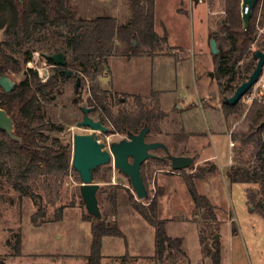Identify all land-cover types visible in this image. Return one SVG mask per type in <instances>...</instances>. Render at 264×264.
Returning <instances> with one entry per match:
<instances>
[{"label": "rangeland", "instance_id": "1", "mask_svg": "<svg viewBox=\"0 0 264 264\" xmlns=\"http://www.w3.org/2000/svg\"><path fill=\"white\" fill-rule=\"evenodd\" d=\"M68 1L79 16L89 19L111 16L117 25H123L131 24L134 16L133 0ZM153 2L156 41L139 35L134 39L137 54L129 55L123 51L122 37L117 32H107L105 38H110L117 47L101 57L107 60L102 76L92 79L79 69L65 67L73 75L60 82L56 97L41 101L43 107L37 124L51 122L62 126L60 131H47V143L53 144L56 138L59 143L69 145L72 152L74 134L93 132L77 124L83 119V106L92 107L90 116L109 128L108 132L96 131L107 149L112 142L127 138V132L118 129L115 122L122 124L126 119L143 116L150 126L147 141L163 142L172 154L194 158V166L174 170L170 160L163 158V148L153 151L156 157L142 166L149 192L147 199L137 198L130 178L113 163L99 168L95 181L100 183L104 197L112 194L117 184L121 186L117 189L120 202L117 218L125 234L105 238L103 253L107 256L101 264H216L213 254L217 251L219 264H264V219L251 210L247 196V189L257 192L259 184L234 183L226 172L240 158L237 149L242 145L234 135L248 128L254 106L243 97L242 112L228 115L224 109V96L233 93L220 92L216 63L219 53L215 55L210 46L212 34L220 30L219 21L225 15L223 0ZM143 5L148 8V0ZM3 39L4 31L0 30V42ZM263 40L264 34L259 32L257 42ZM257 42L253 50L261 47L264 50ZM105 44L109 46L108 41ZM161 54L166 56L160 57ZM72 55V51L67 53V60ZM26 67L36 70L42 82L57 70L40 51H34ZM8 75L17 83L25 78L24 72ZM77 78H80L78 87ZM178 98L193 99L206 108L204 113L196 110L189 119L190 130L199 129L201 124L203 134L184 127L183 109L179 108L180 103L176 105ZM211 105L219 111L212 113ZM231 140L236 142L233 150ZM253 149V144L246 145L242 156L248 158ZM209 156L211 161L198 165L199 157ZM199 168L205 170L206 176L195 178L194 183L197 191L214 205L213 219L206 218L207 209L196 208L189 189L187 176ZM80 183L71 165L53 193L40 187L34 197L24 196L20 200L19 193L11 191L13 203L7 198L0 200V264H87L92 231L91 223L82 218L87 210L81 202ZM57 191L61 200L57 199ZM131 194L143 203L158 200V216L166 221L170 237L183 239L185 254L169 249L161 263L152 258L156 251L155 228L129 204ZM71 202L75 207L66 206L60 221L38 225L43 218H53L59 206ZM103 202L101 210L112 220L110 201L106 198ZM40 210L46 211V217L40 215ZM215 235L219 238L214 244ZM208 248L212 254H208Z\"/></svg>", "mask_w": 264, "mask_h": 264}, {"label": "trees", "instance_id": "2", "mask_svg": "<svg viewBox=\"0 0 264 264\" xmlns=\"http://www.w3.org/2000/svg\"><path fill=\"white\" fill-rule=\"evenodd\" d=\"M143 2L144 0H133L134 16L131 24L117 25L116 19L111 16L90 19L79 16L68 0H0V30L5 34V39L0 42V78L9 72L25 73V78L17 83L11 92H6L0 84V107L13 117L16 135L12 137L0 128V191L4 190L0 192V200L7 198L13 203L11 191L19 193L20 200L24 196L34 197L36 189L40 187L53 193L72 165L69 145L59 143L56 138L53 144L47 143L49 138L47 131H60L62 126L51 122L37 124L39 112L43 107L41 101H49L56 97L60 91V82L68 78L58 71L42 82L36 70L26 67L32 60L34 51H40L42 54L59 51L67 54L72 51L73 55L67 61V66L79 69L85 76L96 79L102 76L107 64V60H102L101 57L110 54L107 52L117 47L110 42V38L108 40L105 38L107 32H117L122 37L125 43L123 51L129 55L137 54L134 39L139 35L143 39L151 38L156 41L154 2L148 0V8ZM223 3L224 23L221 18L220 30L213 33L212 37L217 40L219 47L216 63L220 92L227 95L233 93L256 66L253 44L257 40L258 27L264 25V0H257L246 28L242 18V0H223ZM107 41L109 46L105 44ZM257 45L264 46V40L257 42ZM49 62L52 63V60ZM252 106L254 109L248 128L240 135H234L242 145L237 149L240 158L227 175L234 183L259 184L257 192L248 188L247 196L251 210L259 213L264 219V125H261L264 120V97L263 101L255 100ZM224 109L228 115L242 112L241 100L234 104L224 101ZM115 123L118 129L128 134L129 131L139 132L138 130L148 123V119L140 116L135 120L126 119L122 124ZM250 144L254 146L253 153L244 158L242 155L245 146ZM99 168L94 172L95 178L98 176ZM204 175L205 170L199 168L187 176V181L196 208L201 211L207 209L209 214L206 218L213 219L214 205L197 191L194 183L195 178H202ZM119 188L121 186L117 184L112 194L105 197L103 191L100 189L98 191L100 208H103V201L106 198L110 201L108 209L113 215L112 220L104 212L102 218L88 211L87 214H82L83 220L91 223L92 231L91 253L87 257V264L102 263L105 236L125 237L117 218L120 209L117 192ZM38 195L42 198L41 194ZM57 199L61 200L58 191ZM81 202L84 203L83 199ZM129 204L155 228L156 251L152 258L157 263L164 260L169 249L185 254L183 239L167 234L166 221L158 216L159 202L156 198L149 203H143L134 199L131 194ZM68 205L75 207V203L72 202L63 204L57 208L53 218H43L38 225L60 221L64 208ZM39 213L46 217L45 210H40ZM32 221L36 222L35 219ZM206 251L212 254V249L208 248ZM213 257L216 264H219L218 251Z\"/></svg>", "mask_w": 264, "mask_h": 264}, {"label": "water", "instance_id": "3", "mask_svg": "<svg viewBox=\"0 0 264 264\" xmlns=\"http://www.w3.org/2000/svg\"><path fill=\"white\" fill-rule=\"evenodd\" d=\"M23 1V0H21ZM257 0H242V18L244 27L249 24L252 11ZM247 8V12H246ZM224 23V19H222ZM211 50L215 55L219 53L218 42L215 38L210 39ZM49 59L55 63L65 65L66 55L64 52L46 53ZM253 58L256 61V66L249 77L240 83L231 96H224V101L234 104L240 101L250 88L258 81L264 71V50L254 49ZM67 76L72 75V70H66ZM0 84L6 92H11L17 81L11 78L8 74L0 78ZM80 78H77L78 87ZM86 116L84 120L78 123L79 127H90L93 132L76 133L73 137V151L71 164L79 173L81 183L80 192L85 204L86 210L98 217L102 218V211L98 200V191L100 183L95 181L94 172L97 168L113 163L116 168L122 171L130 178L131 186L138 199H147L149 192L142 173V165L149 159L156 157L153 151L163 148L167 158L171 162L174 170H182L194 166V158L189 155H174L169 147L160 141H147V136L150 132L148 123L139 132L129 131L127 138L120 141H115L110 144L107 149L105 144L101 142L96 134L97 130L108 132L109 128L101 121H96L88 115L90 108L84 107ZM264 125V120L261 122ZM0 128L7 131L12 137L14 134V119L8 112L0 107ZM219 238L214 236V244Z\"/></svg>", "mask_w": 264, "mask_h": 264}, {"label": "crops", "instance_id": "4", "mask_svg": "<svg viewBox=\"0 0 264 264\" xmlns=\"http://www.w3.org/2000/svg\"><path fill=\"white\" fill-rule=\"evenodd\" d=\"M168 38V37H167ZM160 57L162 56V57H164V56H166V54H161V55H159ZM180 60H185L184 58H180ZM178 103H180V105H179V108H182L183 109V111H182V118H183V125H184V127L186 128V129H188L189 131H194V132H197V133H200V134H203V130L201 129V124H198V126H200V128L199 129H197V130H195V129H193V130H190V126H191V122L189 121V119L191 118V117H193L192 116V113H194L196 110H201V112H206V108L200 103V104H198L195 100H193V99H179L178 98V102H176V105L178 104ZM212 106V107H211ZM209 108H210V110H213L212 111V113L214 112H216V111H219V110H217L218 108L217 107H214L213 105H211ZM220 110L221 111H223L221 108H220ZM223 114H224V111H223ZM214 115V114H213ZM225 115V114H224ZM214 117V116H213ZM226 117V116H225ZM227 119V118H226ZM195 127V126H194ZM232 141H234V140H231V142ZM231 142H230V147H232L231 146ZM234 147V146H233ZM233 147H232V150H233ZM194 155V154H193ZM195 156V155H194ZM200 159H198V165L199 164H201V163H203V162H206V161H211L212 160V157L211 156H209V157H204V158H201V157H199ZM232 163H230V165H231ZM231 167V166H230ZM228 170H229V168L227 169V171L226 172H228ZM209 171H211V169L209 168ZM204 176H206V174L204 175ZM107 236H105L104 238H103V248H104V242H105V238H106ZM103 248H102V253H103ZM107 255H105L104 253H103V259H102V261L105 259V257H106Z\"/></svg>", "mask_w": 264, "mask_h": 264}, {"label": "built area", "instance_id": "5", "mask_svg": "<svg viewBox=\"0 0 264 264\" xmlns=\"http://www.w3.org/2000/svg\"><path fill=\"white\" fill-rule=\"evenodd\" d=\"M225 13V11H223ZM247 12V8H246ZM264 26H259V32L264 34ZM259 34V33H258ZM257 42V40H256ZM255 42V44H256ZM253 44V47H255ZM264 97V71L258 81L250 88V90L246 93L245 98L250 102L253 103L255 100L263 101ZM236 142L232 141L231 146H235Z\"/></svg>", "mask_w": 264, "mask_h": 264}, {"label": "flooded vegetation", "instance_id": "6", "mask_svg": "<svg viewBox=\"0 0 264 264\" xmlns=\"http://www.w3.org/2000/svg\"><path fill=\"white\" fill-rule=\"evenodd\" d=\"M59 52H61V51H59ZM62 52H64V51H62ZM55 53H58V52H55ZM65 53V52H64ZM52 54V53H51ZM65 55H66V64L65 65H61V64H58V63H55V61L54 60H52V59H49L45 54H42V56L43 57H45L46 58V60L49 62V60H52V63H50L55 69H58V70H55V73H53V74H56L58 71L60 72V73H63V74H65V76H66V78H69V77H71L72 75H73V73H72V75H70V76H67V73H66V70H69V69H67V68H65V67H67V54L65 53ZM52 74V75H53ZM84 107H86V106H83L82 107V110H83V108ZM88 108H90V110H89V112H88V115L90 116V113L91 112H93V108L92 107H88ZM83 113H84V116H83V119L82 120H84V118H85V116H86V113L84 112V110H83ZM91 117V116H90ZM81 120V121H82ZM95 120V119H94ZM96 121H100V120H96ZM80 122V121H79ZM78 122V123H79ZM102 122V121H101ZM77 123V124H78ZM90 128V127H89ZM91 129V128H90ZM98 131V130H97ZM165 155H166V153H165ZM165 155L163 156V158L165 157ZM165 159H167V158H165Z\"/></svg>", "mask_w": 264, "mask_h": 264}]
</instances>
